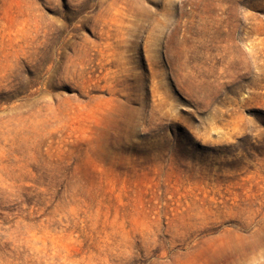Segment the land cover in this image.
Segmentation results:
<instances>
[{"label":"rangeland","instance_id":"374dc122","mask_svg":"<svg viewBox=\"0 0 264 264\" xmlns=\"http://www.w3.org/2000/svg\"><path fill=\"white\" fill-rule=\"evenodd\" d=\"M0 264H264V0H0Z\"/></svg>","mask_w":264,"mask_h":264}]
</instances>
